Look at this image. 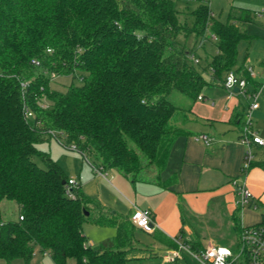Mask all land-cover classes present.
Returning <instances> with one entry per match:
<instances>
[{
    "label": "trees",
    "instance_id": "obj_1",
    "mask_svg": "<svg viewBox=\"0 0 264 264\" xmlns=\"http://www.w3.org/2000/svg\"><path fill=\"white\" fill-rule=\"evenodd\" d=\"M197 1L189 27L180 21L175 0H0L4 264L16 259L31 264L36 249L54 264H127L128 252L138 246L130 218L86 196L80 183L67 193L64 170L38 147L44 137L64 136L85 156L93 155L98 166L117 170L132 183L169 188L176 179L162 182L160 176L176 139L186 134L189 116L168 100L170 92L197 100L211 83L205 73L223 84L230 71L242 72L254 91L260 90L247 69L236 68L238 45L250 38L241 25L257 12L241 9L238 18L222 22L210 0ZM183 32L216 37L217 52L202 71L177 43ZM76 75L81 84L70 83L65 91L52 85L56 78ZM152 170L156 177L141 175ZM4 200L17 204L18 220H4ZM237 208L232 222L240 240L242 209ZM184 218L182 212L185 224ZM86 224L113 226L117 234L92 246ZM196 236L186 244L193 252L205 249Z\"/></svg>",
    "mask_w": 264,
    "mask_h": 264
},
{
    "label": "crops",
    "instance_id": "obj_2",
    "mask_svg": "<svg viewBox=\"0 0 264 264\" xmlns=\"http://www.w3.org/2000/svg\"><path fill=\"white\" fill-rule=\"evenodd\" d=\"M258 17L260 19L257 22L260 25L257 29L251 30L250 38L246 40L249 47L239 65L244 70L251 69L254 82L260 86V93L257 97L259 108L251 111L252 99L240 93L229 92L223 84H218L223 89L218 97L211 98L203 93L200 96L202 99L195 100L190 110L183 109L189 115L188 122L183 127L186 134L176 139L167 167L160 176L162 182L175 178V183L169 188H164L160 185L142 182L154 186L148 191L150 201L142 207L134 204L130 209L128 216L130 219L136 208L148 209L152 212L154 221L152 232L158 234L160 240L167 246L162 250L163 259L166 253L180 248L181 252L190 253L185 249L189 248L187 243L181 244L177 241L178 233L183 234L185 230L191 236L194 234L186 218L187 207L190 211L202 213L200 211L202 206L206 213L209 203L215 200L214 206L219 204L218 206L222 207L221 211L226 218V223L231 226L232 215L238 209L237 196L232 184L235 179L246 183L253 194V205L256 207L259 205L264 212V168L261 166L264 163V147L252 145L256 165L248 172H243L242 165L247 147L240 142L241 130L248 112L252 114L254 130L264 139V20L261 19L263 18L261 15ZM254 18L251 22L241 26L254 23ZM245 33L247 34V31ZM238 74L242 75V72ZM254 89V86H250L251 91ZM199 135H207L211 139L210 143L196 141L195 138ZM97 172L107 176L104 173L105 169L101 166L93 167V173ZM151 174L156 177L154 170ZM116 176L119 178L118 175ZM123 178L122 181H117L121 186H125V180H127L126 177L123 176ZM79 183L81 184V181ZM246 209L240 211L242 227H246ZM182 212L185 215V224L182 222ZM261 221L262 212L259 222L253 225ZM84 233L86 235V228H84ZM196 237L193 240H196ZM104 239L106 238L102 240ZM89 243L95 246L90 240ZM137 243L141 244L139 241ZM177 262L178 260L169 263L176 264Z\"/></svg>",
    "mask_w": 264,
    "mask_h": 264
},
{
    "label": "rangeland",
    "instance_id": "obj_3",
    "mask_svg": "<svg viewBox=\"0 0 264 264\" xmlns=\"http://www.w3.org/2000/svg\"><path fill=\"white\" fill-rule=\"evenodd\" d=\"M176 9L179 11V18L183 24H187L189 27L192 26L193 18L190 12L196 9L199 5L197 0H175ZM210 7L214 17L222 22H227L230 18H238L241 13V9H251L257 12V16L254 18V23L241 26L243 31H247L249 35L251 30L257 29L260 25L258 23V15H261V19L264 20V0H210ZM258 21V22H257ZM178 45L185 49L191 58V56L199 59V63H194L198 70L202 71L209 56L214 55L217 52V43L213 39L211 34L206 37H196L195 34L181 33L177 38ZM248 44L246 40H242L238 45V62L244 58ZM193 62V61H192ZM236 66V68L239 66ZM205 78L210 85L206 86L203 93H206L209 97L215 98L222 93V88L218 86V82L212 79L211 74L205 73ZM223 77V76H222ZM70 83L81 84L80 78L76 75L75 77H59L53 82V87L59 90L65 91ZM244 96V95H243ZM246 97V96H244ZM168 100L175 106L190 110L195 100L190 96L173 90L168 95ZM203 103V102H198ZM204 104V103H203ZM75 146L69 144L66 138L62 135L55 137L53 135H47L40 141L38 147L42 151L49 152L54 161H56L69 179H75L77 182L81 181L82 191L89 198L98 202L100 205L107 207L115 214L121 217L128 218L130 215V209L133 205L142 207L143 204L149 202V192L154 186L149 184L132 183L131 179L125 180V186H121L117 181H122L123 175L121 172L112 169H105V175H101L99 172L93 173V167L99 162L93 155H84L83 152L70 148ZM35 162L44 167L41 159L36 158ZM145 162V160H143ZM95 165V166H93ZM100 167V166H99ZM119 178H117V176ZM143 177L153 178L151 172H143ZM215 200L209 203L206 213L204 208L200 207L202 213L196 211H190L187 207L186 218L190 228L193 230V236L188 233L187 230L184 233H178L177 241L181 244L190 242L199 235L198 240L201 242L203 248L211 245H226L229 246L234 254L240 250V240L237 239L232 222L231 226L226 223V218L222 214L221 208L217 205ZM185 204V203H183ZM186 205V204H185ZM1 210L3 218L6 221L18 220L19 209L14 201L4 200L1 203ZM220 211V212H216ZM260 206L256 207L253 205L246 209L245 226H252L254 223L259 222L261 219ZM86 235L88 241L93 242L95 246L99 245L103 238H114L117 234L116 228L113 226H91L85 225ZM134 237L139 244L134 249L128 252L127 264H175L169 263L161 256L164 243L160 240L159 235L155 232H147L136 228L134 231ZM102 238V239H101ZM5 261L1 260L0 264H4ZM13 264H24L23 260L16 259ZM31 264H54L50 256L43 255L36 249L34 259ZM69 264H74V261H70ZM176 264H204L202 261L195 259L191 253L182 251L180 258Z\"/></svg>",
    "mask_w": 264,
    "mask_h": 264
},
{
    "label": "built area",
    "instance_id": "obj_4",
    "mask_svg": "<svg viewBox=\"0 0 264 264\" xmlns=\"http://www.w3.org/2000/svg\"><path fill=\"white\" fill-rule=\"evenodd\" d=\"M213 39H216V37L213 36ZM191 58L194 63H199V59L196 57L192 56ZM36 64L38 65L39 62ZM248 71L253 76L252 70L248 69ZM21 85L23 88L27 87L26 82H22ZM223 86L231 93H233L235 88H239L240 94L252 99L251 111L259 108L257 97L260 90L251 91L248 81L236 71H230L226 74ZM199 99H202V97H199ZM27 116L32 117V113L27 111ZM195 140L202 141L205 144H209L211 141L207 135L196 136ZM240 142L247 147L242 171L248 172L255 162L252 145L264 147V139L254 130L251 112H248L245 116L240 134ZM71 149L75 150L76 147L73 146ZM78 183L75 179H69L66 187L67 193H70L71 188L77 186ZM232 184L237 196V206L241 207V209L252 207L253 194L246 183L235 179L232 181ZM21 219L23 218L21 217ZM131 220L137 228L147 232L153 231L154 221L150 210L136 208L131 216ZM185 249L189 250L195 259L202 261L204 264H264V223L243 227L240 237V250L236 254H234L230 247L223 245H211L197 252H193L189 248ZM180 254L181 248L166 253L164 259L168 262H175L180 258Z\"/></svg>",
    "mask_w": 264,
    "mask_h": 264
},
{
    "label": "water",
    "instance_id": "obj_5",
    "mask_svg": "<svg viewBox=\"0 0 264 264\" xmlns=\"http://www.w3.org/2000/svg\"><path fill=\"white\" fill-rule=\"evenodd\" d=\"M233 92H234V93H239V88H235V89L233 90ZM86 215H88V212H86Z\"/></svg>",
    "mask_w": 264,
    "mask_h": 264
}]
</instances>
